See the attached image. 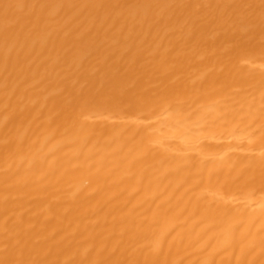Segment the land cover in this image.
Masks as SVG:
<instances>
[{
    "label": "bare ground",
    "instance_id": "bare-ground-1",
    "mask_svg": "<svg viewBox=\"0 0 264 264\" xmlns=\"http://www.w3.org/2000/svg\"><path fill=\"white\" fill-rule=\"evenodd\" d=\"M0 264H264V0H0Z\"/></svg>",
    "mask_w": 264,
    "mask_h": 264
}]
</instances>
